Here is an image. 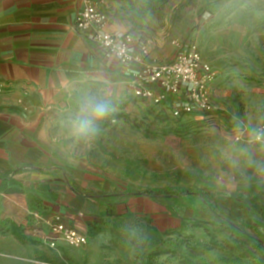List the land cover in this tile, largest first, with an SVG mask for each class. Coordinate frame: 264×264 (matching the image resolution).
Segmentation results:
<instances>
[{
  "label": "rangeland",
  "instance_id": "1",
  "mask_svg": "<svg viewBox=\"0 0 264 264\" xmlns=\"http://www.w3.org/2000/svg\"><path fill=\"white\" fill-rule=\"evenodd\" d=\"M109 7L126 32L169 56L180 46L197 44L205 60L224 71L226 97L222 114L177 119L167 104L152 105L129 91L111 97L101 87L88 88L110 111L93 123L91 134L79 135L74 122L88 96L78 97V112L67 124L94 174L132 194L203 189L228 199L220 210L229 218L251 211L264 216V139H255L264 132V0H110ZM185 202L131 196L121 217L102 220L88 245L70 247L71 256L61 251L55 259L60 264H222L247 252L245 262L256 264L264 257L259 242ZM167 205L179 217L169 215ZM21 228L26 238H35L29 225ZM259 230L264 239V229ZM35 244L47 251L38 240ZM32 245L17 239L5 249L0 243V264H32L27 261ZM13 248L27 258L4 259ZM89 256L97 262L82 261Z\"/></svg>",
  "mask_w": 264,
  "mask_h": 264
},
{
  "label": "crops",
  "instance_id": "2",
  "mask_svg": "<svg viewBox=\"0 0 264 264\" xmlns=\"http://www.w3.org/2000/svg\"><path fill=\"white\" fill-rule=\"evenodd\" d=\"M104 1L107 30L128 33L111 13L110 0ZM84 4L85 0H0V243L5 249L11 240L33 244L27 260L32 264H60L55 257L61 251L71 256L68 245L52 250L44 243L54 217L61 216L67 226L87 234L90 243L99 224L108 219V195L126 192L94 174L90 158L69 135L67 123L78 112V97L97 98L87 90L98 86L107 96L129 91L154 105L137 98L131 87L138 65L122 64L76 30ZM148 47L152 58L162 63L173 61L180 50L169 56ZM211 65L218 73L211 95L222 114L224 71ZM166 104L171 109L172 98L162 105ZM130 199H117L118 213ZM23 225L30 226L34 239L24 236ZM37 240L47 251L37 247ZM13 249L4 252L9 253L4 259L27 258ZM86 260L97 262L94 256L82 259Z\"/></svg>",
  "mask_w": 264,
  "mask_h": 264
},
{
  "label": "built area",
  "instance_id": "3",
  "mask_svg": "<svg viewBox=\"0 0 264 264\" xmlns=\"http://www.w3.org/2000/svg\"><path fill=\"white\" fill-rule=\"evenodd\" d=\"M104 2L85 0L75 28L108 54L118 58L122 64L139 66L131 80L137 98L154 105H162L169 97L172 98V116L177 119L190 115H211L220 111L211 95L217 70L203 58L197 44L180 46L176 58L171 62H158L152 58L148 45L138 42L131 34H116L107 30L108 15L103 9ZM2 91L3 86L0 85ZM241 138V134L236 136L237 141ZM50 227L44 240L49 249L57 250L60 244L80 248L89 243L87 234L67 226L61 216L54 217Z\"/></svg>",
  "mask_w": 264,
  "mask_h": 264
},
{
  "label": "trees",
  "instance_id": "4",
  "mask_svg": "<svg viewBox=\"0 0 264 264\" xmlns=\"http://www.w3.org/2000/svg\"><path fill=\"white\" fill-rule=\"evenodd\" d=\"M213 115V114H211ZM143 197L145 199H149L151 201H157L158 199L165 200H185L186 204L190 201H193L194 207H196L197 211H210L213 214V219L220 221L223 225L237 230L240 233L244 234L247 237H250L260 245L264 246V239L260 233H258L261 229H264V216L257 214L254 211H251L248 215H240L237 217L229 218L221 213L220 203L228 200L225 197L213 194L208 192L207 190L198 189V188H181V187H169L165 189H157V190H149L146 192H141L138 194H132L129 192H124L123 194H114L108 195V209L106 213V217L108 218H119L121 215L118 213L117 206L119 202L117 199L125 197L127 200L131 198V196ZM242 208L248 206V204L242 202H237ZM167 212L169 215L173 217H179L178 212L172 206H166ZM203 223H210L207 221H202ZM252 225L250 228L249 226ZM249 229H252L251 231ZM249 253L244 252L240 257L235 259H227L222 264H249L245 262L244 259L249 257ZM185 264H203L198 262H193L191 260H185ZM210 264V263H205ZM256 264H264V257L261 258L259 263Z\"/></svg>",
  "mask_w": 264,
  "mask_h": 264
},
{
  "label": "clouds",
  "instance_id": "5",
  "mask_svg": "<svg viewBox=\"0 0 264 264\" xmlns=\"http://www.w3.org/2000/svg\"><path fill=\"white\" fill-rule=\"evenodd\" d=\"M109 111V104L106 101L95 97L88 98L81 109V114L74 122L76 133L88 136L94 131L93 123L102 120ZM255 139H264V132L257 134Z\"/></svg>",
  "mask_w": 264,
  "mask_h": 264
}]
</instances>
